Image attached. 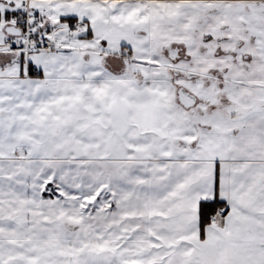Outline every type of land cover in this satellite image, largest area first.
<instances>
[{
    "label": "snow or ice",
    "instance_id": "1",
    "mask_svg": "<svg viewBox=\"0 0 264 264\" xmlns=\"http://www.w3.org/2000/svg\"><path fill=\"white\" fill-rule=\"evenodd\" d=\"M0 264H264V0H0Z\"/></svg>",
    "mask_w": 264,
    "mask_h": 264
}]
</instances>
